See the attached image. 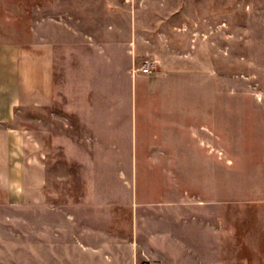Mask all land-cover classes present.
<instances>
[{"label": "rangeland", "instance_id": "obj_1", "mask_svg": "<svg viewBox=\"0 0 264 264\" xmlns=\"http://www.w3.org/2000/svg\"><path fill=\"white\" fill-rule=\"evenodd\" d=\"M35 41L47 199L0 204V264H264V0H0Z\"/></svg>", "mask_w": 264, "mask_h": 264}, {"label": "crops", "instance_id": "obj_2", "mask_svg": "<svg viewBox=\"0 0 264 264\" xmlns=\"http://www.w3.org/2000/svg\"><path fill=\"white\" fill-rule=\"evenodd\" d=\"M55 89L52 43L0 42V204L47 199L43 158L50 149L49 131L22 122L21 114L28 107L51 106Z\"/></svg>", "mask_w": 264, "mask_h": 264}]
</instances>
